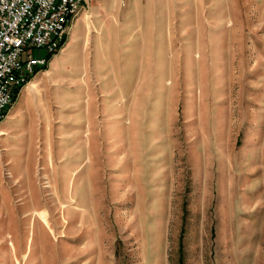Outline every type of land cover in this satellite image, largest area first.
Returning a JSON list of instances; mask_svg holds the SVG:
<instances>
[{
	"label": "rangeland",
	"instance_id": "374dc122",
	"mask_svg": "<svg viewBox=\"0 0 264 264\" xmlns=\"http://www.w3.org/2000/svg\"><path fill=\"white\" fill-rule=\"evenodd\" d=\"M116 1L0 126V264H264V0Z\"/></svg>",
	"mask_w": 264,
	"mask_h": 264
},
{
	"label": "built area",
	"instance_id": "2783aa9c",
	"mask_svg": "<svg viewBox=\"0 0 264 264\" xmlns=\"http://www.w3.org/2000/svg\"><path fill=\"white\" fill-rule=\"evenodd\" d=\"M88 0H0V125L20 92L62 52ZM46 55L36 57L33 51Z\"/></svg>",
	"mask_w": 264,
	"mask_h": 264
},
{
	"label": "crops",
	"instance_id": "0c3cea01",
	"mask_svg": "<svg viewBox=\"0 0 264 264\" xmlns=\"http://www.w3.org/2000/svg\"><path fill=\"white\" fill-rule=\"evenodd\" d=\"M100 1H103V2H106V3H110V6H113L114 8L115 7H118V4H117V1L116 0H100ZM21 93V92H20ZM20 95V94H19ZM19 97V96H18ZM18 99V98H17ZM16 103V102H15ZM3 123V122H2ZM1 123V124H2ZM1 126V125H0Z\"/></svg>",
	"mask_w": 264,
	"mask_h": 264
},
{
	"label": "trees",
	"instance_id": "16d2710c",
	"mask_svg": "<svg viewBox=\"0 0 264 264\" xmlns=\"http://www.w3.org/2000/svg\"><path fill=\"white\" fill-rule=\"evenodd\" d=\"M44 69H46V70H47L48 68L46 67V68H44ZM16 101H17V98L15 99V101H14V102H16Z\"/></svg>",
	"mask_w": 264,
	"mask_h": 264
},
{
	"label": "bare ground",
	"instance_id": "6f19581e",
	"mask_svg": "<svg viewBox=\"0 0 264 264\" xmlns=\"http://www.w3.org/2000/svg\"><path fill=\"white\" fill-rule=\"evenodd\" d=\"M29 85V84H28Z\"/></svg>",
	"mask_w": 264,
	"mask_h": 264
}]
</instances>
